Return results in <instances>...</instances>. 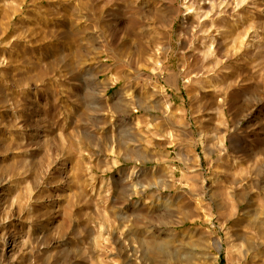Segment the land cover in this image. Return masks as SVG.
<instances>
[{
    "label": "rangeland",
    "instance_id": "obj_1",
    "mask_svg": "<svg viewBox=\"0 0 264 264\" xmlns=\"http://www.w3.org/2000/svg\"><path fill=\"white\" fill-rule=\"evenodd\" d=\"M0 264H264V0H0Z\"/></svg>",
    "mask_w": 264,
    "mask_h": 264
}]
</instances>
